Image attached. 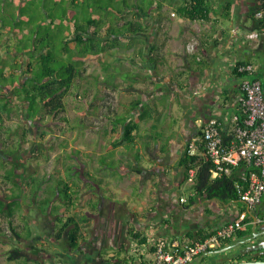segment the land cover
Instances as JSON below:
<instances>
[{"label": "crops", "instance_id": "0c3cea01", "mask_svg": "<svg viewBox=\"0 0 264 264\" xmlns=\"http://www.w3.org/2000/svg\"><path fill=\"white\" fill-rule=\"evenodd\" d=\"M151 1L138 15L146 27L138 35L144 44L113 50L114 55L100 62L103 75L94 90L96 108L100 111L103 100L100 82L114 103L113 111L101 114L104 121L96 129L90 156L104 157L105 166L97 162L88 166L87 158L79 159L74 168L80 173L81 187L76 211L88 216L89 225L79 247L68 248L56 264H104L112 257L151 264V247L158 239L189 245L247 209L240 200L223 203L198 194L187 182L182 161L191 142L198 147L203 127L212 118L218 121L222 139L227 144L233 141L234 129L244 116L238 65H252L248 77L264 85V38L245 39L246 33L261 29L255 13L264 0H205L204 20L180 16L178 6L184 0ZM113 63L126 68V82L112 70ZM129 122L136 127L126 143L121 141L122 131ZM114 160L118 170L112 166ZM237 176L244 178L245 170L239 168ZM182 189H187L188 197L180 194ZM84 193L90 197L84 198ZM117 193L130 202L115 201ZM134 196L140 205L131 203ZM257 214L264 217V195ZM252 226L243 230L252 233ZM262 230L264 224L257 225L256 231ZM131 233L141 234L146 243L134 241ZM238 242L234 239L233 244ZM231 251L205 257L199 264L224 262L244 252Z\"/></svg>", "mask_w": 264, "mask_h": 264}, {"label": "trees", "instance_id": "16d2710c", "mask_svg": "<svg viewBox=\"0 0 264 264\" xmlns=\"http://www.w3.org/2000/svg\"><path fill=\"white\" fill-rule=\"evenodd\" d=\"M50 1L54 2L0 0V143L12 148L9 151L11 155L34 141L28 125L22 123V112L29 122L49 118L68 123L63 115L65 98L77 88L78 80L84 77L85 63L89 59L114 55L113 50H128L144 44L138 35L145 33L146 27L138 15L145 8L138 0ZM178 11L180 16L190 20H204L207 15L206 1L184 0L178 6ZM104 69L109 68L104 65ZM111 85L118 87V84ZM107 108L109 112L113 111L112 105ZM14 116L20 119L15 128L9 123ZM244 117L245 114L238 124L243 123ZM79 127L91 128L93 125L80 121ZM135 127L134 122L124 125L121 141L130 142ZM200 135L198 153L197 149L192 156L186 152L182 161L187 171L196 169L192 185L194 190L207 200L223 203L240 200L237 186L246 185L245 178L250 170L241 164L229 176L212 179L211 162L202 133ZM222 143L229 145L223 139ZM1 159L0 169L4 171L0 172V237H8L10 241H18V245L23 246L21 249L9 248L7 259L29 261L25 245L31 242V225L28 220L17 223V211L23 206L21 193L31 198V206L35 207L37 214L52 225L49 238L56 244L65 242L69 249L76 250L85 239V229L89 225L88 216L76 211L81 189L80 173L69 164L64 171L68 177H57L43 188L45 177L28 175L23 179L24 183L18 182L15 180V170L6 168ZM239 168L245 170L244 178H238ZM243 212L247 213V221H250L252 214L247 209ZM25 229L29 232L23 235ZM251 234L249 229L239 231L223 241L219 248L232 245L234 239L244 240ZM131 237L140 244L146 243L139 233H131ZM240 247L243 245L237 248ZM151 251L154 253V246ZM248 260H264V253L238 252L232 259L216 264ZM104 264L130 263L126 259L112 257Z\"/></svg>", "mask_w": 264, "mask_h": 264}, {"label": "rangeland", "instance_id": "374dc122", "mask_svg": "<svg viewBox=\"0 0 264 264\" xmlns=\"http://www.w3.org/2000/svg\"><path fill=\"white\" fill-rule=\"evenodd\" d=\"M36 1L39 2L40 0ZM45 1L48 3L54 2L50 0ZM149 2L152 1H138L144 8ZM106 58V56L97 57L89 59L85 63L84 67L86 68V73L84 77L78 80L76 83L77 88L72 90V93L65 98V113H63V115L67 118L68 123H61L58 119L54 120L49 118L36 119L34 122H29L26 119L25 113L22 112V123L28 125L34 141L25 144L20 152L13 155L9 152L12 149L10 146H5V144L0 143V157L3 159L6 168H13L15 170L16 181L24 183L23 179L27 178L26 176L28 175L45 177V182L43 184V188H45L54 182L57 177L64 175L68 177L67 173L64 172L65 167L70 164L76 169L79 159L84 160L88 158V166L91 165L92 162L95 164L97 162L102 167L105 166L104 157L98 159L96 155L90 156V147L92 141L96 139V129H100L103 124L101 123L104 121L102 115L109 114L107 106L113 105L114 103L110 98L112 94H109V91L103 88L104 84L100 82V87H98V89L104 90L102 93L103 100L99 103L100 111L99 108H96L97 103L94 90H96L99 77H101V74L103 75L100 70V62L106 60ZM112 70L116 74L119 73V75H117L123 82L129 79L125 74V67H120L113 63ZM132 72H135V69H133ZM85 90H88V93H85ZM98 113L99 116H96ZM80 121L87 124L92 123L93 127L87 129L80 128ZM9 123L15 128V126L20 123V119L14 116ZM80 145L85 147L84 151H80ZM107 155L110 157V153L107 152ZM112 166L115 170L119 169L118 162L115 160ZM2 171H4V169H2ZM116 192L118 191L116 190ZM180 194L188 197L187 189H182ZM82 196L88 199L90 194L84 193ZM21 197L23 198V206L21 205V209L17 211V223L22 224L25 220H28L32 229L30 231L33 233L30 234L32 235L31 242L25 245L29 262H27V259H16L11 262L7 260L5 255L9 248L18 247L21 249L23 246L22 244L18 245V241H10L8 237H0V239L3 240V246H0V264H56L57 259L59 257H64L65 252L68 251L67 244L65 242L56 244V242H53L52 239L49 238L48 234L51 231L52 225L48 222H44V219L37 214L35 207L31 206V198L25 197L23 193H21ZM114 197L115 201L123 203L124 199H121L118 193L115 194ZM136 198L137 197L134 196V200L131 203L139 204ZM172 198L173 201L178 200L175 194ZM129 202L130 201L127 199L124 201L125 204ZM240 205L242 206V204ZM27 232L29 231L25 229L23 235H26Z\"/></svg>", "mask_w": 264, "mask_h": 264}, {"label": "built area", "instance_id": "2783aa9c", "mask_svg": "<svg viewBox=\"0 0 264 264\" xmlns=\"http://www.w3.org/2000/svg\"><path fill=\"white\" fill-rule=\"evenodd\" d=\"M255 17L260 21L261 29L245 34L247 40L264 38V6L256 11ZM253 71L250 64L237 67V72L242 75L240 89L243 94L244 121L237 124L234 129V139L229 145L222 143L217 119H210L203 127L202 139L204 147L211 162V178L229 176L234 168L241 164L248 167L246 185H238L240 201L252 219L247 221V213L242 212L238 217L210 233L202 241L181 246L167 239H158L154 245L151 264H189L196 257L219 248L220 244L242 231L246 225H262L264 217L257 215V209L264 195V85L248 76ZM197 146L191 142L187 152L196 154ZM196 169L188 170L187 182L193 185ZM181 203L185 202L180 198Z\"/></svg>", "mask_w": 264, "mask_h": 264}, {"label": "water", "instance_id": "95a60500", "mask_svg": "<svg viewBox=\"0 0 264 264\" xmlns=\"http://www.w3.org/2000/svg\"><path fill=\"white\" fill-rule=\"evenodd\" d=\"M256 229H257V225L253 224V226H252V234L253 235L252 236H250L244 240H241L236 244H232V245H229V246L224 247V248H220V249L215 250V251H208V252L200 255L198 260L195 262V264H199L203 260V258H205V257L227 253V252H229V251H231V250H233L239 246L246 245L247 243L255 241L257 239H263L264 240V230L257 232ZM261 244H262V242L261 243L259 242L257 244H253L252 246H250L251 248H249V250H246L245 252L250 253L252 251H256L260 248ZM262 248L264 249V247H262ZM245 252H242V253H245ZM257 254H255V255H257ZM234 264H264V260H257V261L248 260V261L237 262Z\"/></svg>", "mask_w": 264, "mask_h": 264}, {"label": "flooded vegetation", "instance_id": "af4514ba", "mask_svg": "<svg viewBox=\"0 0 264 264\" xmlns=\"http://www.w3.org/2000/svg\"><path fill=\"white\" fill-rule=\"evenodd\" d=\"M259 242L260 243L262 242V244L260 245V248L258 250H256V251H252V252H254V254H256V253H264V249L262 248V247H264V240L263 239H257L255 241L247 243L246 245H243L242 250L245 252L246 250H249V248H251L250 246H252L253 244H257ZM236 250H241V248H237Z\"/></svg>", "mask_w": 264, "mask_h": 264}]
</instances>
